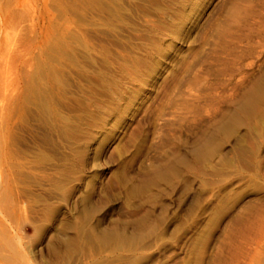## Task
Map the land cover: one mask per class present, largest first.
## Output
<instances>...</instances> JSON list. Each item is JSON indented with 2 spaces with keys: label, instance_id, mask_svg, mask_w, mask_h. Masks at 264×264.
<instances>
[{
  "label": "rangeland",
  "instance_id": "obj_1",
  "mask_svg": "<svg viewBox=\"0 0 264 264\" xmlns=\"http://www.w3.org/2000/svg\"><path fill=\"white\" fill-rule=\"evenodd\" d=\"M0 99V264H264V0H0Z\"/></svg>",
  "mask_w": 264,
  "mask_h": 264
},
{
  "label": "bare ground",
  "instance_id": "obj_2",
  "mask_svg": "<svg viewBox=\"0 0 264 264\" xmlns=\"http://www.w3.org/2000/svg\"><path fill=\"white\" fill-rule=\"evenodd\" d=\"M46 97V96H45ZM1 100V99H0ZM45 103V102H44ZM43 103V104H44ZM1 106V105H0ZM230 115V114H229ZM66 122V121H65ZM65 124V123H64ZM73 131V130H72ZM85 154V153H84ZM1 228H3V227H1ZM4 229V228H3ZM8 232H6V234H7ZM6 234L4 233V234H1V237H0V250L1 249H5V250H8L9 252H13V251H15V246H14V243L12 242V241H14V240H11L8 236H6ZM20 242V241H19ZM17 252V251H16ZM15 252V253H16ZM14 253V252H13ZM14 253V254H15ZM10 254V253H9ZM17 254V253H16ZM15 254V255H16ZM19 254V253H18ZM12 255V254H11ZM13 257H14V255H12ZM16 257V256H15Z\"/></svg>",
  "mask_w": 264,
  "mask_h": 264
}]
</instances>
